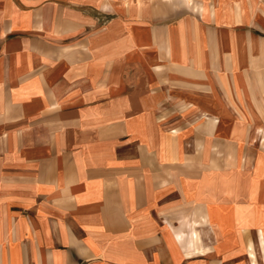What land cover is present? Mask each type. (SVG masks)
I'll list each match as a JSON object with an SVG mask.
<instances>
[{
    "label": "crops",
    "instance_id": "obj_1",
    "mask_svg": "<svg viewBox=\"0 0 264 264\" xmlns=\"http://www.w3.org/2000/svg\"><path fill=\"white\" fill-rule=\"evenodd\" d=\"M242 1L199 18L0 0V264H197L191 219L264 228V149L245 172L227 122L244 101L264 119V29L235 28Z\"/></svg>",
    "mask_w": 264,
    "mask_h": 264
},
{
    "label": "rangeland",
    "instance_id": "obj_2",
    "mask_svg": "<svg viewBox=\"0 0 264 264\" xmlns=\"http://www.w3.org/2000/svg\"><path fill=\"white\" fill-rule=\"evenodd\" d=\"M186 6H188L191 11L195 12L197 17L203 18L206 13L208 14L210 11L214 12L215 10H218L220 7V0H190L189 3L187 0H165L163 10L164 13H167V11L170 10H179L181 12ZM228 6H230V4ZM239 11L244 15L245 20L243 24L237 26L235 25L237 30H241L242 28L245 30H255L258 32L264 29V0H259L258 3H256V0H243L241 9ZM255 15L259 16L255 17ZM247 55H250V52H247ZM245 66H248V63L245 62ZM247 70H249V74L252 72L250 67ZM242 78L245 81L247 79V77H244V75H242ZM246 102L247 101L243 102V108L240 110V113L236 111L238 114L234 116H227V122L229 123L228 127H230L232 124L238 127L243 126L245 133L243 136L244 140L242 141L244 145L242 153V159H244V171L252 172L254 169L253 160H255V162L257 161L255 156H258L261 150L264 149L263 132H258V129L264 126V119H262V117H258L257 115H252V109L250 111V107L247 106ZM247 107L249 108L248 113L245 110L248 109ZM195 219L198 220L196 221V225L194 224ZM195 219L193 218L190 220L192 227L185 229L189 230L190 228V231H185L186 233H189V239L182 243V246L187 248L188 252L191 251L192 247L189 244V240L193 231H197L196 234L199 239L195 246L196 249L191 252V254L195 255V257L189 259L190 261H195L197 264H264V249L263 244L261 243L262 239L264 238L263 227L259 226L254 229H247V227L246 229L236 228V230H234V228H230L228 223H226V226L229 228H225L224 233H222L214 226H201V220H199L197 217ZM185 232L177 233V236L181 242L183 241L182 236L185 235ZM245 233L248 236H243V238L248 242H242L241 244H231L236 239L235 236L244 235ZM222 236L224 237L223 239H228L229 236L232 237L229 238L228 243L225 245L223 244V239L221 240ZM228 246L234 250L238 248V251H234L233 254L226 259L216 258L218 257L219 252L221 250L227 249ZM191 254L186 252V255L188 256ZM187 263L188 260H184L182 262V264Z\"/></svg>",
    "mask_w": 264,
    "mask_h": 264
}]
</instances>
